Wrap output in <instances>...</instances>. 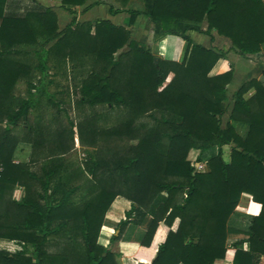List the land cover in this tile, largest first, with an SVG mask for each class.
Segmentation results:
<instances>
[{
    "label": "trees",
    "instance_id": "obj_1",
    "mask_svg": "<svg viewBox=\"0 0 264 264\" xmlns=\"http://www.w3.org/2000/svg\"><path fill=\"white\" fill-rule=\"evenodd\" d=\"M9 1L0 0V238L24 242L32 251L25 255L0 250V264H119L117 256L123 261L125 252L113 251L112 244L129 224L145 228L131 252L133 264H217L218 259L260 264L264 64L259 78L243 81L233 92L231 105L227 87L233 65L221 73L211 71L230 51L245 58L261 52L264 0H142L140 9L126 10L123 25L72 17L63 29L54 5L33 0L26 6L12 0L16 8L11 9ZM86 1L60 0L58 7L73 14L67 6ZM116 1L123 6L129 2ZM121 10L109 6L110 13ZM139 15L153 23V40L174 35L184 41L180 60L155 56L131 37L128 27ZM212 31L229 46L208 47L192 38L193 32L212 38ZM36 71L38 83L33 82ZM76 73L82 74L78 81ZM56 75L76 80L77 104L121 113L113 126L100 131L87 117L71 124L69 133H57L51 154L33 170L12 156L18 143L34 132L28 125L30 115L41 96L52 97L47 89ZM20 79L27 84L25 97L15 95ZM230 121L246 123V136ZM76 133L90 142L101 135L107 142L87 155L82 168L65 158L67 139ZM210 149L215 152L204 159ZM190 150L198 151L195 163L204 162L205 170L190 161ZM16 186L24 188V200L13 198ZM243 194L261 208L249 222L247 237L233 242L230 250L227 221ZM117 196L127 199L130 208L104 246L98 235Z\"/></svg>",
    "mask_w": 264,
    "mask_h": 264
},
{
    "label": "crops",
    "instance_id": "obj_2",
    "mask_svg": "<svg viewBox=\"0 0 264 264\" xmlns=\"http://www.w3.org/2000/svg\"><path fill=\"white\" fill-rule=\"evenodd\" d=\"M38 1L43 5L55 6L54 10L56 11L58 16L59 29H63L72 20V17H75L79 22H94L97 19H108L114 25L120 26L123 25L124 20L129 16L128 12L126 11L127 9H140L142 7V0H129V2L125 6H123L116 0H87L83 5L80 6H67L74 10V13L71 14L66 9L58 7L60 0ZM22 2L26 6L34 4L33 0H22ZM111 5L114 8L119 7L122 10L117 13H110L109 6ZM86 6L89 7L85 9ZM8 8L15 9V2L10 0ZM128 29L131 31V37L136 41L145 43L155 56L174 60L181 59L184 51V41L174 35H168L158 40H153V23L148 17L139 15L134 24L129 26ZM202 29H206V24L202 26ZM211 35L213 36L212 38H210L209 35L203 33L193 32L192 38L194 41L208 47L214 46L217 48H226L229 46V42L225 37L218 35L215 31H212ZM231 64L233 65L234 70L233 78L227 87V96L230 105L232 103L231 96L233 92L243 81L250 78H259L261 76V71L264 64V46L262 47V50L259 54L250 56L248 58L238 55L233 51L228 52L224 58H221L217 61L211 73L215 74L224 72L230 68ZM56 82L57 80L55 78L54 84ZM47 91L48 93L53 95V93H60L61 90L57 89L55 91H51L48 87ZM251 93L252 91H250L247 95H250ZM224 116L227 118V114ZM35 122L39 123L29 125L35 127L34 133L31 132V134L25 139V141L18 143L13 153L12 161H14L15 163H30V165H35L37 163L42 164L47 159V157H49L50 153L48 152V150L50 148L54 149L52 141L50 140L48 143L49 138H46V132H49V128L45 123L44 118L42 120L37 119ZM230 122L235 127L236 132L240 136H246L248 132V125L246 123L239 121ZM36 135H39V141H33V139L36 138ZM33 142H35L34 148L32 147ZM12 196L18 201L24 200V188L21 186H16L13 190ZM129 208L130 202L125 198L118 196L113 200L110 208L106 212L101 232L98 237V243L104 246L107 245L110 236L113 233L115 234L116 229L114 224L117 223L121 217H123L122 214ZM260 208V203L253 201L250 195L243 194L241 196L236 209L233 211L227 221V237L228 241L231 242L230 250L234 249L233 242L240 239H245L247 237L249 222L254 215H257L259 213ZM144 232V226L129 224L124 230L121 239L118 242L116 241L112 244L113 251L117 252L121 248L122 251L125 252V260L122 261V257L117 256L119 264H133L134 260L132 259L133 255L131 252L137 250L136 245H138V242L143 237ZM243 247L246 248L247 244L244 243ZM0 250L6 251L8 253L24 252L25 255H30L29 253L30 251H32L31 246L26 245L24 242L7 238H0ZM216 263L231 264V262L227 259H218L216 260Z\"/></svg>",
    "mask_w": 264,
    "mask_h": 264
},
{
    "label": "rangeland",
    "instance_id": "obj_3",
    "mask_svg": "<svg viewBox=\"0 0 264 264\" xmlns=\"http://www.w3.org/2000/svg\"><path fill=\"white\" fill-rule=\"evenodd\" d=\"M22 12V11H21ZM70 66V63H69ZM87 70V67L85 68ZM52 72H54V69L50 68L48 70L49 77L52 78ZM84 73V72H82ZM40 73L36 71V76L33 78L34 83H38ZM82 77L81 73H76L75 78L78 81L79 78ZM57 80V82L53 85H50L49 88L51 91H55L57 89H60V93H53L50 100L47 99L45 96H41L40 100L37 103V106L32 111V114L29 118L28 125H34L39 122H35L37 119L42 120L44 118L45 123L47 124L49 128V132H46V138L48 137V143L51 140L53 145L56 144L57 140V133H69V128L72 125H77L80 123H83L87 117L93 122L95 125V130L100 131L107 127H111L116 122V116L118 113H121V109H117L115 111H107L106 106L97 105V106H88L81 104H77V95L74 91L73 82H75V79H72V75H56L53 77V79ZM15 95L18 97H25L27 95V84L23 79H20L14 88ZM59 102V103H58ZM230 105V102H228ZM226 117H223L222 124L226 123ZM77 128H75L76 130ZM34 133V132H33ZM77 134V133H76ZM54 139V140H53ZM83 139V140H82ZM94 141L90 142L88 137L80 138L77 135H75L74 139H67V143L69 145V151L66 152L65 158L72 163L74 167H80L82 168L84 162L87 159V155H94L96 154L97 150H99L101 147L105 146L107 142H105V139L101 138V135H94L93 136ZM39 141L38 136L36 135V138L33 139V141ZM117 140L113 142H117ZM33 148L35 146V142L32 143ZM32 148V150H33ZM225 157L228 156L229 147L225 146ZM49 152V151H48ZM58 150H53L52 153L56 154ZM61 152V151H60ZM215 152V150L210 149L206 151L203 154V158L207 159L212 153ZM51 154V152H49ZM197 156V150H190L188 153V158L191 162H194L195 165V158ZM200 164H205L204 162ZM41 164H33L31 167L33 170H38L39 166ZM198 169V168H197ZM200 170H205V165L200 168ZM118 197V196H117ZM121 197V196H120ZM124 198V197H123ZM127 200V199H126ZM112 204V203H111ZM110 208V207H109ZM108 211V210H107ZM106 216V213H105ZM104 216V219H105ZM123 217H125V211L122 214ZM123 217L120 218L123 219ZM103 219V222H104ZM103 225V223H102ZM115 228L117 223L114 224ZM102 228V226H101ZM105 230V229H104ZM103 230V231H104ZM101 232V229H100ZM99 232V235H100ZM98 235V237H99ZM104 235V234H103ZM101 235V236H103ZM231 242L228 241V237L226 240V246L228 249L231 248ZM225 260V259H223ZM260 264H264V256L261 257Z\"/></svg>",
    "mask_w": 264,
    "mask_h": 264
},
{
    "label": "built area",
    "instance_id": "obj_4",
    "mask_svg": "<svg viewBox=\"0 0 264 264\" xmlns=\"http://www.w3.org/2000/svg\"><path fill=\"white\" fill-rule=\"evenodd\" d=\"M196 168H198L197 170H200L201 167H203V164L200 163H195Z\"/></svg>",
    "mask_w": 264,
    "mask_h": 264
},
{
    "label": "water",
    "instance_id": "obj_5",
    "mask_svg": "<svg viewBox=\"0 0 264 264\" xmlns=\"http://www.w3.org/2000/svg\"><path fill=\"white\" fill-rule=\"evenodd\" d=\"M118 230L115 231V234H117Z\"/></svg>",
    "mask_w": 264,
    "mask_h": 264
}]
</instances>
